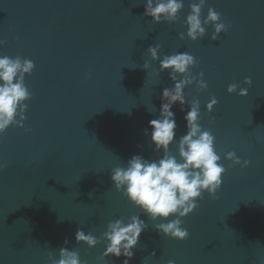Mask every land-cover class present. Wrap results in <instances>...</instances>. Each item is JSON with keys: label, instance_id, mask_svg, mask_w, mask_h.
<instances>
[{"label": "water", "instance_id": "1", "mask_svg": "<svg viewBox=\"0 0 264 264\" xmlns=\"http://www.w3.org/2000/svg\"><path fill=\"white\" fill-rule=\"evenodd\" d=\"M145 2L0 0V55L35 64L25 77L32 98L24 127L0 136V264H50L48 253L58 259L65 239L82 261L97 264L104 242L77 244V229L99 238L109 221L131 215L148 227L129 264H264V0H206L202 19L212 7L230 26L211 40L209 25L195 42L179 39L193 0H184L174 23L160 24L143 15ZM156 44L161 59L187 52L196 61L192 74L203 72L207 90L194 83L184 93L188 102L200 101V124L215 137L226 168L215 198L204 193L183 218L184 241L158 235L111 181L112 169L133 155H162L144 134L159 116L162 90L172 87L147 53ZM233 83L248 94H229ZM210 97L218 103L208 113ZM180 107L172 109L177 139L186 133L188 105ZM229 151L249 166L229 167ZM122 262L110 257L106 264Z\"/></svg>", "mask_w": 264, "mask_h": 264}, {"label": "clouds", "instance_id": "2", "mask_svg": "<svg viewBox=\"0 0 264 264\" xmlns=\"http://www.w3.org/2000/svg\"><path fill=\"white\" fill-rule=\"evenodd\" d=\"M205 4L206 0H193L189 4L190 12L184 21L187 30L186 33L179 34V39L183 40L185 36L193 42L202 39L209 25L213 28L211 40L218 39L222 32L227 31L230 25L222 22L221 14L212 7L208 8L207 16L202 19ZM183 7L184 0H146L143 15L149 17L153 24L174 23ZM5 43L6 41L0 40V47ZM160 47L159 44L150 45L147 53L151 61L159 60V71L169 74L172 87L162 90L159 116L148 121L151 132L146 128L144 134L150 136L153 151L162 155L156 160L133 155L126 166L112 169L111 181L117 192L154 222L153 227L158 235L184 241L189 237V232L183 227V218L198 208L197 201L203 198L204 193L215 198L222 186L226 168L215 150V137L200 124V101L194 98L188 102L184 93L185 88L194 83L197 91L207 90L203 72L198 77L192 74L190 69L196 65V61L187 52L165 55L161 59L158 56ZM34 67L35 64L30 59L0 55V136L10 126L24 127L27 101L32 98L25 77L32 74ZM142 67L148 70L150 64L146 61ZM243 83L251 86L252 81L246 77ZM227 92L237 93L242 97L248 94L246 88H241L236 83L230 84ZM177 103L181 106V112L185 111V104L188 105L183 117L186 133L179 139L176 138L177 123L172 111ZM217 103L215 97H210L205 105L206 111L211 113ZM173 144L176 146L175 154L170 151ZM224 159L231 162L229 167L239 165L246 168L250 163L248 160L242 161L233 151L227 152ZM3 167L5 165L0 164V169ZM147 227L140 215H131L126 219L109 221L99 238L78 228L75 241L77 244H86L88 248L104 242V251L97 257V264H106L110 257H123L122 264H129L135 255L134 249L140 236ZM68 243L65 239V247L59 249L58 259L51 252L48 253L47 260L50 264H87V261L80 259L77 251L69 250L66 246ZM154 256L155 252L149 255ZM167 264H175V261L170 259Z\"/></svg>", "mask_w": 264, "mask_h": 264}]
</instances>
